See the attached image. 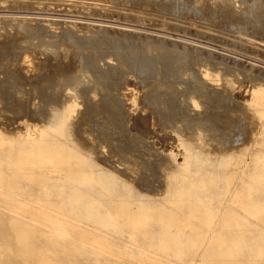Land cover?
I'll use <instances>...</instances> for the list:
<instances>
[{
	"label": "bare ground",
	"instance_id": "obj_1",
	"mask_svg": "<svg viewBox=\"0 0 264 264\" xmlns=\"http://www.w3.org/2000/svg\"><path fill=\"white\" fill-rule=\"evenodd\" d=\"M20 1H24V0H19V2ZM28 1L25 3L27 4ZM40 1L42 2V0ZM49 1L50 3L54 4V6L56 5L55 2H52L51 0ZM81 1L84 2V0ZM96 1L94 2L96 3ZM145 1L147 0H144V2ZM168 1L169 0H167L166 2L168 3ZM182 1L186 2L187 0L186 1L178 0V2H182ZM195 1L196 0H194V4L192 3V0L191 3H189L190 2L189 0L187 2L188 4L182 2L181 5H179L180 3H178L177 0L172 2L177 3L176 5L174 4L176 11L177 9L183 10V6L185 7L184 10L186 9V7L187 8L190 7V10L191 9L193 10L191 12L193 14V12L195 10L196 11L199 10L200 6L202 5V3L200 6L195 5V3H197ZM220 1H221L220 5L222 6L224 2L222 3V0ZM242 1L243 0H241V2ZM16 2H14L13 4L16 5L15 4ZM151 2H153V0ZM230 2L228 4H231ZM241 2H238V4ZM56 3L59 2L56 1ZM208 3L213 7L215 6L211 4V2ZM244 3L245 0L243 4ZM30 4L27 5L30 6ZM160 4L164 9L166 8L165 10L167 9L171 10V8L168 7L166 4H165L166 7L162 5L164 4V2ZM170 4L171 2L168 5L171 6ZM204 4H206L205 0L203 5ZM149 5L151 4L149 3ZM158 5H154V7L155 6L157 7ZM224 5L226 6L225 3ZM263 5H260L259 2L256 3L255 1L249 8L248 6H246L247 8L246 14L248 12L247 15L248 18L250 17V15L252 16L251 18L253 20V23L251 24H255V26L258 25L259 28H261V26L264 25V11H263L264 7L262 9ZM178 6L180 7L178 8ZM232 6L234 5L232 4L231 8ZM175 8H173L172 10L174 11ZM29 9L30 7L28 8V10ZM42 9L40 7L39 10ZM92 9H96V8H92ZM143 9H145V7ZM210 9L213 8H209L208 11ZM28 10L24 9L23 13H25L24 11L27 12ZM110 10L112 11L113 9L111 8ZM200 10L203 11L205 10V8L203 10L202 9ZM238 10L241 11V14L244 13V11L242 12L241 9L238 8ZM29 11L31 12V10ZM52 11H54V8ZM176 11L173 14L176 15L178 13V15L176 16H179L180 13L178 11L176 13ZM201 11H199V17H201L200 16ZM223 11L225 10L223 9ZM226 11L224 13H226ZM36 12H35V16H36ZM44 12L46 11L43 10V13ZM144 12L145 13L143 14L146 15V10H144ZM233 12L234 11H232L231 14L232 16H234ZM10 13L12 14L13 12L11 11ZM54 13L55 12H53V14ZM60 13L62 14V12ZM185 13H187V11H185ZM7 14L10 15L9 13ZM45 14L44 16H46ZM246 14L244 13L245 15L244 19L247 17ZM56 15L58 16V14ZM97 15L99 16V14ZM153 15H151L152 19L149 18L150 20H153ZM213 15H214V11H213ZM15 16L13 17L7 16L8 17L7 19L8 20L11 18L13 19L15 18ZM155 16L158 19L157 16L159 15H155ZM161 16L163 17V15H160L159 18H161ZM211 16L212 14L210 15V17ZM236 16L237 14L235 13V18ZM89 17L90 16H88L87 18ZM210 17H209V22H210ZM238 17L239 15L237 16V18ZM16 18L14 20H16ZM19 18L20 16L17 19L19 20ZM41 18L43 17L41 16ZM95 18H99V17H95ZM126 18L128 19L127 16ZM126 18L125 21H127ZM212 18H214V16ZM44 19L42 21H46L49 24L55 23V20H49V19L44 20ZM60 19H63V16L62 18L61 16H59L58 20ZM70 19H72V17H70ZM83 19H85V17ZM157 19H156V23L154 22L155 24H157L158 21ZM206 19L204 18V20ZM28 20L29 18L26 21ZM63 20L60 21V23L61 22L63 23ZM227 20L228 19L225 20L226 22L225 24H227ZM88 21H90L87 23L89 26H92L93 23L95 22L92 19H88ZM125 21L123 22L125 23ZM160 21L161 20H159L158 22ZM220 21L223 20L220 19ZM244 21L245 20H243V22ZM128 23H130V21ZM125 24L123 25L125 26ZM134 24L136 25V22ZM137 24H139V22ZM161 24L159 25V27H161ZM210 24L211 22L209 23V26ZM238 24L239 23H237L236 26H238ZM165 25L167 24L165 23ZM207 25L208 23H206V26ZM230 25H229L230 27L233 26L232 24ZM127 26H129V24ZM224 26H228V25H224ZM224 26L222 27L223 29L226 28V27L224 28ZM251 26L253 25L249 24V29ZM101 27L104 28V25ZM129 27L132 26L130 25ZM165 27L166 26L162 28ZM179 27L177 28L176 31H180ZM204 27L205 26H203V29H201V31L205 33L206 31H204ZM243 27L246 26L244 25ZM262 28L261 30L263 32L264 27ZM127 29L125 30L127 31ZM132 30L130 31L132 32ZM227 30H229V28ZM164 31L165 29L162 30V33H164ZM181 31L183 32V28L181 29ZM253 31L255 32L254 29ZM196 33H198V31H196ZM202 33L199 35L202 36ZM227 33L225 32V34ZM236 33L234 32V34H229V33L228 34L230 35V37L231 36L233 37V35H235ZM178 34L179 33H177V35ZM205 34L208 35L207 32ZM211 34L213 35V33ZM254 35H256V33ZM257 35L255 39L258 37ZM218 36L219 35H217V38ZM222 37L226 39L225 35L224 36L222 35ZM214 38L216 39V35H214ZM244 39L246 40L248 38H243L241 42H243ZM232 41L234 42V40H231V43H233ZM204 42L205 40L203 41V43ZM182 43L184 46L185 42ZM208 43L210 44V42ZM259 43H261V41ZM209 44L207 47H209ZM237 44L239 46L241 43H237ZM212 45L214 44L212 43ZM258 45L262 47L261 44ZM230 46L235 47L234 43L233 45ZM197 47L198 45H196L194 48H196L197 50ZM262 52L264 54V49ZM14 56L15 58L17 57L15 54ZM7 58H9V53L7 51H4L3 49H0V106L2 107V109L0 110V124L1 123L4 124L5 122L8 123V121L11 122L16 116H19L20 114L26 115L27 118L25 119H28V121L33 123L26 124L23 130H20V128H18L20 131H17L18 129L16 128V126L19 125L16 126L13 125L17 129L16 130L17 132L16 131L13 132L12 130H9V132L10 131L13 132L11 134L10 133L5 134L6 133L5 131L4 133L2 132V130L0 131V264H264V88L263 87H261L260 85L257 86L254 85L252 87L251 93L249 95L250 97H248L247 100H244L245 101L244 104L242 103L243 105H245L246 111L245 113L244 112L242 113L240 112L241 114L239 113L240 115L243 116L240 117L238 116V119L239 118L241 119L242 117L243 119H247L246 121H248L249 124L253 125V126H249V125L248 126L250 128L253 127L255 129V132L252 131V135L249 139L250 144L247 145L248 142L247 143L245 142L246 146H244L243 148L236 150L234 147L235 150L234 149L229 150L228 147L227 148L225 147L228 145L226 143L224 147L222 146L223 148L206 147L208 145H212V143H210L211 142L210 140L209 142L207 141L209 137L213 139L212 134L211 136H206L207 139L205 138V136L202 135L203 134L202 131H200V133H196V135L194 134L195 132H194L193 124L198 123L199 125L196 124V126L197 125L200 126V124H203L204 122L208 123L209 121L208 123L209 125L208 128H209L211 120L215 123L216 121H220L219 117L222 116L221 106H217L218 108L215 109L212 107L210 108V106L207 107L206 104L208 103L206 102L199 103L198 100H196V98H193L194 96L192 97L191 94H193L192 91L194 90L190 91L189 86L187 87V84L185 87H187L188 90L190 91V95L189 93L186 95H189L191 97L187 99L188 100L187 101L186 100L187 96H186L184 99L186 103H184V105H181V103L180 104L177 103L178 101L175 102L177 98L173 94L175 93V90L177 88H173L172 90H169L162 82H160L161 80L156 82L153 85L156 87V89L154 87H151L148 88L149 90H147L145 94L143 93L144 98L146 97L148 102L150 101L149 102L150 106L153 107V108H149L150 110L152 109V111H150V113L152 114V118L154 115V118L156 119L157 117L159 118L158 121H160V123L168 122L169 124H171L173 120L174 122H176L177 118L179 119L180 117H182L184 122L186 123H184L185 128L183 129L184 126H182L181 129L183 130L188 129L189 134L184 132L185 135L179 134L176 136L177 140L182 146L180 147L182 148L181 151L182 159L177 160L175 155H173L171 152L169 153L165 151L166 153H168L167 155L165 152L163 153L160 152V150H158L157 147L154 146L156 149L152 147L151 142L153 141H148L151 144L148 143L149 145L147 144L146 146L144 143L146 142L147 137L144 136L146 139L144 140L145 141L144 142L143 139L141 140L138 137V135L140 136L139 133L136 134L137 132L136 133L132 132L133 133L132 134L131 131L128 129L131 135L134 136L135 134L136 137H138L141 141H143L144 146H146L148 149H150V151H152L151 153L149 151L150 153L149 156L151 158L143 161L142 158L145 159V156L146 155L148 156V154H146L142 158L141 156L138 157L139 155L137 154H140L138 153L139 151L135 152L138 149L135 151L133 150L135 149L134 148L135 143L124 144L125 141H123V143L120 142L119 140L122 141L124 135H122L121 139L119 137L114 138L113 134L115 131L113 133L111 132L113 131V129L111 128L112 123L106 120V122L111 123V125L108 124L109 125L108 126L107 124L104 123L105 121H102L103 123L101 124L103 114L100 116L102 117L101 120L100 118L97 117L100 120V121L98 120L100 122V125L90 123L92 122V120H94V122H96L95 119L97 120L96 117L92 116L94 113L93 114L91 113V116H88L89 115L88 113L92 112L93 109H95L96 107L94 94L96 93L98 94L99 91H100L99 93H101V90L99 89H103L105 91L104 93L102 92L103 96L102 95L100 96V94H98L97 96L102 98L105 97L104 95L106 94H108V96H111L108 98V100H110L111 103L109 102L110 104L107 105L110 106L113 105L116 108V109L114 108L115 110L112 108V111L114 110L113 111L114 114L116 110H117L116 112H118L120 111V109L122 111V108L124 110L126 106L129 107L128 104H125L127 100L132 101L133 104H135L137 100L136 93L135 92L129 93V91H124V93L118 92V89L120 87L116 89L118 85L114 80L115 76L116 77L121 76L122 78H124L123 76H125V74L123 73H126L127 70L131 72H136L137 74V71L139 69L136 68L133 64H128L127 67H125L127 69L124 72H123L124 69H121L122 67L109 66L108 68V66H106L104 68L103 66L100 65L98 66V72L100 73H98L95 69V72H97L98 75L97 78L95 77L97 80L92 83L93 76L91 75L90 78H88L89 77L88 74V76L86 77L87 71H85L86 68L85 65H87L86 69H91L94 67L93 64H91L90 62L86 61L83 63L84 68L82 67L81 75H83L84 71L86 72L85 75L83 76L78 74V75H73L72 77L70 76V78H68L69 76L66 77L67 74L65 72L66 75L63 74V76L56 75L52 77L49 76V73L48 76L45 73L42 76L46 75V78H39L41 75V69L35 66L33 61H30L26 57H23L20 58L22 60V61L20 60L21 65L20 62L17 60L19 62L18 65L22 66L23 67L22 69L25 68V71L36 70V72L33 73L34 75L33 80L37 79L38 81H36L35 85H32L34 89L31 90V86L28 87L22 82L21 79L23 78H20L21 76L17 74L18 70L17 71L15 70L17 72L16 73L14 71L13 65H11V68L9 67L7 63L9 61L6 62V60H8ZM90 65L93 67H91ZM47 66L48 65H46L45 68H47ZM88 66H90L91 68ZM45 68L42 70H46ZM53 71L55 73V69ZM101 72L106 73V74L103 73V77L105 78L101 76ZM54 73H52V75ZM147 73L145 75H147ZM202 73L203 75H205V77L209 79H212L214 81L217 80V76L212 75L205 70H203ZM19 74H23V73L21 72ZM99 75L101 76L102 79H104L106 85L105 83L103 84L105 86L101 84L102 79L100 80ZM143 75L144 72L142 71V76ZM32 76L30 78H32ZM84 78L85 80L87 79L86 84L84 83ZM27 79L29 80V78ZM119 80H117V82ZM164 80H166V78ZM98 81L100 82V84ZM144 81H147V79H144ZM90 82L92 88L88 87L90 86ZM122 82H124V80H122ZM145 83L146 82H144V84ZM83 84L87 85V87H83ZM123 84L124 83H122L121 85L120 83L119 85L123 86ZM127 84L128 83H126V85ZM176 85H178V82L177 84H175L174 87H176ZM145 86H148L147 83ZM198 88H201L203 91L204 87L199 86ZM178 90L176 91V93H178ZM212 91L215 93V90ZM64 94H66L67 96L66 95L65 96L69 98L68 99L64 98V100H62L61 98L64 96ZM209 94H211V92H209ZM140 97L142 98V95ZM174 97L176 98V100ZM78 98H81L82 100H78ZM137 98H139V96ZM213 98L209 97V99H207V102L210 103L214 102V104L216 105L217 102L215 103V100ZM108 100L107 99L105 100L106 103L108 102ZM227 100L226 102L229 103L228 101L232 99L230 97V100L228 101ZM101 101L102 102L100 104L104 102V98ZM143 101L146 102L145 99ZM77 104H83L84 106L82 105V107H86V109L84 108L85 110L83 111L85 114L88 112L87 113L88 118L86 119L91 120V121L89 120L87 121H89V123L92 125L89 126L88 129H90L91 127L92 128L90 131L89 130L88 131L91 133L92 131L93 133L96 131L95 134L92 133V135H96L95 138L97 139L100 138L99 143H101V145L98 147V149L91 147L92 144H90L91 148H87L85 149V151H83L84 145L86 143L85 141L86 139H84L83 137L85 135L87 136V134L89 133L85 134L86 128L83 129L78 127L80 124H82L85 117L80 112L79 115H77L78 112ZM226 105L223 109H226ZM230 105L231 103L229 104V106ZM243 105L242 108L244 110L245 108L243 107ZM127 109L130 110L129 108ZM109 111L110 110L105 111V113L107 112L106 115L108 114ZM112 111L109 112V115ZM224 111H229V109ZM95 113H97L96 110ZM230 113H232V108ZM98 114H100V111ZM116 115L117 113L115 114V116ZM123 115H125V112ZM226 117L229 116L227 115ZM76 118L78 121L75 123ZM109 118L107 119L109 120ZM113 118L115 117L112 116V119ZM121 118L123 120L122 122L120 120L121 123L119 126H118L119 123H117V121L115 122L117 123L118 128L116 127L114 128L115 130L117 129L122 133L125 130L124 124L126 123H124L125 116L124 118L123 117ZM174 118L176 119V121ZM112 119L110 121H112ZM127 119L128 117L126 118L125 122L129 120ZM169 120L172 122H170ZM13 121L15 122V120ZM152 121L153 120L151 119V122ZM240 121L242 122V120ZM78 122L81 123L78 125L77 124ZM115 123H113V125ZM168 123L166 124L169 125ZM242 123L244 124V122ZM238 124H239V120H238ZM7 125L6 127H8ZM165 125L163 126L166 127ZM171 125L169 126L171 127ZM233 125H237V124H233ZM13 126L12 129L15 130ZM6 127L5 129H7ZM201 127L198 129L199 130L202 129ZM211 127L209 129H211ZM0 129L2 128L0 127ZM174 129L175 127H173V131ZM191 129L194 133L191 132L190 134ZM239 130L245 131V127L244 129L239 128ZM129 131L128 132L124 131V132L128 134ZM240 133L241 136H244L242 135L243 132ZM175 134L178 133L176 132ZM208 134L210 133H207V135ZM236 134L235 136H237ZM247 135L248 137L250 136L249 134ZM91 136L89 138H91ZM127 136H129V134ZM224 137H222L221 139H223ZM118 138L119 140H117ZM115 139L119 142H115ZM127 140L129 139L127 138ZM94 142L96 143L95 139ZM219 142L220 143H217L218 145L221 144V141ZM241 142L242 141L236 143H241ZM138 143L141 144L140 146H143L142 142L141 143L138 142ZM87 144L88 143H86V145ZM233 146H235L234 143ZM144 153L145 152H143V154ZM129 165L135 167L139 166L140 170L138 169L139 171L136 172L135 175L134 174L130 175V172H128ZM120 175L122 177L124 176V178H122ZM149 176H152L151 177L152 180L155 177L156 182H157V178L158 180L159 178L160 180H163L164 178V180L162 181L164 183V188L159 189V188H155L157 186L153 187L152 185L153 182L151 183ZM140 183L147 184L149 190L152 192H142L139 189H138L139 191H137L135 185L139 184L140 186H142L143 184ZM85 219L88 220V223H84ZM88 225H90V227Z\"/></svg>",
	"mask_w": 264,
	"mask_h": 264
},
{
	"label": "rangeland",
	"instance_id": "obj_2",
	"mask_svg": "<svg viewBox=\"0 0 264 264\" xmlns=\"http://www.w3.org/2000/svg\"><path fill=\"white\" fill-rule=\"evenodd\" d=\"M27 1L24 0V1L19 2V0H8V2H7V0H0V9H2V10H0V16H2V17H0V49H3L4 51H7L9 53V58H7L8 60H6V62L9 61L7 63H8L10 68H11V65H13L14 71L18 70L17 71L18 73L16 71L15 72L19 76H21L20 78H23L21 80L26 86H28V87L31 86V90L34 89L32 85H35L36 81H38L37 79L33 80L34 79L33 73H35L36 70H26L25 71V68L22 69L23 67L20 66L22 60L20 58H23V57H26L30 61H33L34 65L41 69V75L39 78H46V75L48 76V73H49V76H51V77L56 76V75L57 76H60V75L63 76V74L64 75L67 74L66 77L69 76L68 78H70V76L72 77L73 75H78V74L81 75L82 74L81 73L82 67L84 66L83 63L86 61L90 62L91 64H93L94 67L90 65L93 68L88 66L91 69H86L87 65H85L86 66L85 71H87V73L84 71L83 75H85V73H86L87 74L86 77H87L89 74L88 78H90V76L92 75L93 76L92 77V80H93L92 83L97 80L96 78L98 77V75H97L98 66H100V65L103 66L104 68L106 66H108V68H109V66L122 67L121 69H124L123 70V72H124V71H126L127 68H125V67H127L128 64H133L136 68H138L140 70V71L139 70L137 71V74H136V72H131V71L127 70L128 73H127V71H126V73H123V74H125V76H123L124 78H122L121 76L120 77L115 76L114 80L118 85V87H116V89L120 87L118 89V92L124 93V91H129V93H132V92L136 93V99L137 100H136L135 104H133L132 101L127 100L125 102V104H128L129 107L126 106L124 108V110L122 108V111L120 109L121 112L120 111L116 112L117 111L116 110L115 114L117 113V115H119V116L116 115L117 116V118H116V116L113 112L116 108L113 105H111L112 107L110 105H107V104L111 103L110 100H108V98L111 96H108V94H106L108 97L106 95H104L105 96V97H103L104 102L102 104H100L102 102L101 100H103V98L99 97L97 95L100 94V96H101L105 90L98 88L99 90H101V93H99L100 91L98 90L99 91L98 94L97 93L94 94V100L96 102L95 109H93L92 112H89V113L87 112L89 114L88 115L87 113L85 114L83 111L86 109V107H82L83 104H77V109H78L77 115H79V112H80L86 119V118H88V116H91V113L92 114L94 113L92 116H94L96 118L98 117V118H100V120L103 117L101 120V124L103 123L102 121H105L104 123L107 125L108 124L111 125V123H112V125H111L112 127L111 126L110 127L113 129V131H111L112 130L111 128H110L111 129L110 131L112 133L115 131L114 132L115 135L113 134L114 138L119 137L121 139L122 135H124L122 138V141L119 140V138L117 140H119L122 143H123V141H125L124 144H129V143L134 144L135 143L134 144L135 149H133V150L135 151L138 149L137 151H135V152L139 151L138 153H140V154H137V155H139L138 157L141 156V158H142L146 154H148V156H149V154L152 151H150V149H148L146 146L148 143H150L148 141H153V142H151L152 144L150 143L152 145V147H154V146L157 147L158 150H160V152H162V153L165 151L169 152V153L171 152L173 155H175L177 160H181L182 159V153H181L182 148H180V147H182V146L180 145L176 136L179 134L185 135V133H188V131H189L188 129L183 130L185 128L184 123H186V122H184L183 118L180 117L179 119L177 118L178 122L176 121L175 118L174 119L176 122H174V120H173V122L169 120L170 122H172L174 124L173 125L171 123L173 126L171 124H169L168 122H166L169 125H171V127L169 125H167L166 123H160V121H158V119H159L158 117L156 119V118H154V115H153V118H152V114L150 113V111H152V109L150 110L149 108H153V107L150 106V104H149L150 101L148 102L147 98L146 97L144 98L145 92H147V90H149L148 88L154 87L156 89V87L153 85L156 82L161 80L160 82H162L166 86V88H168L169 90H172L173 88H177L175 90V93H173V94L177 98V100H176V98L174 97L176 100L175 102L178 101L177 103H179V104L181 103V105H184V103H186V101L184 100L185 97L187 96L186 100L189 99L191 97V96H189L190 91L194 90V91H192L194 95L193 94H191V95H192V97L194 96L193 98H196V100H198L199 103L206 102V103H208V104L205 103L207 105V107L210 106V108L212 107L215 109L218 108L217 106H221L222 116L219 117L220 121H216V123H215L211 120V122H210V127L212 126L211 129H209L210 127L208 128V126H209L208 125L209 121H208V123L204 122L203 123L204 125L200 124V126H198L199 124L196 123V124H198L197 125L198 128H200L202 126L201 127L202 129H200V130L197 128L196 124H193L195 133L192 131L193 128L190 130V134L192 132L195 135H196V133H200V131H202L203 134L202 133L201 134L203 136H205L206 139H207L206 136H211V134H212L213 139H211V137H209L210 139L208 138L207 141L209 142V140H210L211 141L210 143H212L213 146L208 145L206 147L223 148L226 144H228L229 146L228 145L225 146L226 148L228 147L230 150V149H234V147H235V149L237 150V149H241L244 146H246L245 142L246 143L248 142L247 145L250 144L249 139L252 135V131L255 132V129L253 127H251V128L249 127V126H253V125L249 124L248 121H246L247 119H243V117L241 119L240 118L238 119V116L239 117L243 116L240 114L242 112L245 113V111H246L245 105H243V104L245 103L244 100H247L248 97H250L249 95L251 93L252 87L254 85L255 86L260 85L261 87L264 88V56H263L264 54L262 52L264 49V48H262V47H264V41H263L264 31L262 32V30H263L262 27H264V25L261 26V28H262V30H261V28H259L258 25H256L257 26L256 27L255 24H251V23H253V20L251 18L252 16L250 15V17L248 18V16H247L248 12L246 14V11H247L246 6H248V8H249L255 1H256V3L259 2L260 5H263L264 0H251V1L245 0L244 4H243L244 0L242 2H241V0H238V1L237 0H233V1L231 0V2H230V0L229 1L228 0H224V1L222 0V3L224 2L226 4V6H225L223 3L224 7H226V8H224L223 5L222 6L220 5L221 4L220 0H218V1L217 0H215V1L214 0H211V1L205 0L206 4H204V5H203L204 0H203V2H202V0H201V2H200V0H198L199 3L196 0L195 2H197L198 4L195 3V5L200 6L202 3L199 10H197V11L195 10L192 14L191 12L193 10L192 9L190 10V7H188L189 9L186 7V9L184 10L185 7L182 4L184 11L182 9H180V10L177 9V11L180 13L179 16H176V15H178L176 8H175V5L177 3L176 2L173 3L176 0H172L173 2L169 0L168 3L166 2L167 0H156V1L153 0V2H151L152 0L151 1L147 0L145 2H144V0H141V1H139V0H98V1L94 0V1H96V3L93 0H84V2L81 0H72V1L71 0H56L59 3H56L55 0H51L52 2H55V4H56L55 6H54V4L50 3L49 0H47L49 2H47L46 0H42V2L40 0H33V1H35V2H33L31 0L32 2L28 1V3H27V4L31 3L32 5L30 4V6H28L25 3ZM79 1H81L83 3L79 2ZM101 1H104L105 3L101 2ZM188 1L189 0H187L186 2H184V1H182V2L187 3ZM14 2H16L15 3L16 5L13 4ZM146 2L147 3L149 2L151 5H149V3L147 4ZM163 2H164V4H162V5L165 7L167 5L168 7L171 8V10L170 9L165 10L166 8L164 9L160 4ZM170 2H171V4H170L171 6L168 5ZM177 2H178V0H177ZM182 2H178V3H180L179 5H181ZM208 2H211V4L215 5L214 7H216V8H214ZM229 2L231 4H228ZM238 2H241V3L238 4ZM250 2L251 3L253 2V3L251 4ZM144 3H146V4H144ZM189 3H191V0ZM192 3L194 4V0H192ZM248 3H249V5H248ZM152 4H154V5L159 4L161 7L159 5H158L159 8H158V6L154 7V5H152ZM232 4L234 6H232V8H231ZM85 5L89 6L90 8L86 7ZM102 5H104V6H102ZM109 5H110V8H109ZM219 5H220V7H219ZM24 6H26L27 8ZM141 6L142 7L144 6L145 9H143L144 7L142 8ZM182 6H181V8H182ZM29 7H30L29 10H31V12L28 10ZM40 7H41V9L42 8H44V9L39 10ZM179 7L180 6H178V8ZM227 7H229V8H227ZM237 7L239 9H241L242 12L244 11V13L247 16L245 19H244V16H245L244 13L241 14V11L238 10ZM263 7H264V5L262 6V9H263ZM12 8H15V9H12ZM17 8H19V9H17ZM53 8H54V11H52ZM92 8H96V9H92ZM111 8L113 9L112 11L110 10ZM173 8H175L174 11L172 10ZM204 8H205V10H203ZM209 8H213V9L209 10L210 13L212 14L211 17H210L211 14L208 11ZM222 8L225 11L227 10L226 13H224L225 11H223ZM235 8H237V9H235ZM24 9L25 10L27 9L28 11L27 12L24 11L25 13H23ZM200 9H202L204 12L201 11ZM214 9H216V10H214ZM230 9H232V10H230ZM19 10H20V12H19ZM43 10L46 12L43 13ZM136 10H138V11H136ZM144 10H146V15L143 14V13H145ZM11 11L14 13V14L12 13L13 15L10 13ZM57 11H59V12H57ZM94 11L96 14L94 13ZM175 11L177 13L176 15L173 14ZM185 11H187V13H185ZM199 11H201L200 12L201 17H199ZM206 11H207V13H206ZM213 11H214V15H213ZM216 11H217V14H216ZM232 11H234L233 12L234 16L231 15ZM263 11H264V9H263ZM35 12H36V16H35ZM50 12H52V13H50ZM53 12H55V13L53 14ZM60 12H62L63 15ZM64 12H65V14H64ZM237 12H239V13H237ZM7 13H9L10 15H8ZM42 13H43V15H42ZM195 13H197L198 15ZM222 13H223V15H222ZM235 13L237 14V16L239 15V17H240V18L238 17L239 19L237 18V16L235 18ZM44 14L46 16H44ZM56 14H58V16ZM97 14H99V16ZM15 15L16 16L18 15L17 18L20 16L19 20L16 18ZM148 15H149V17H148ZM151 15H153V20H155V21L150 20V19H152ZM155 15H159V16H157L158 19L156 18ZM160 15H163L164 19L162 16H161V18H159ZM219 15H220V17H219ZM7 16H9V17L15 16L16 20H14L15 18H13V19L11 18L8 20ZM31 16H34V17H31ZM41 16L43 18H41ZM59 16H61V18L63 16L64 20L63 19L58 20ZM88 16H90V17L87 18ZM126 16L128 17V19L126 18ZM197 16L199 19L197 18ZM213 16L216 20L214 18H212ZM21 17H22V19H21ZM27 17L29 18L28 21H26L28 19ZM48 17H50V18H48ZM70 17H72V19H70ZM84 17H85V19H83ZM95 17H99L101 19L95 18ZM124 17L126 18L127 21H125ZM209 17H210V22H211L210 26H209V23H210ZM30 18H31V20H30ZM32 18H34V19H32ZM47 18L49 20H55V23L49 24L46 21H42L43 19L48 20ZM51 18H53V19H51ZM200 18H202V19H200ZM204 18L205 19L207 18V19L204 20ZM219 18L222 19L223 21H220ZM88 19H92L95 21V22L93 21L94 23L92 26H89L87 24L88 22H90V21H88ZM105 19H107V20H105ZM156 19L158 21L159 20H161V21L160 22L157 21V24H155ZM165 19L167 20V22ZM211 19H212V21H211ZM226 19H228L227 24H225ZM62 20H63L64 24L62 22L60 23V21H62ZM201 20L203 23L201 22ZM207 20H208V22H207ZM243 20H245V21L243 22ZM246 20H247V22H246ZM57 21H58V23H57ZM123 21H125L126 24ZM129 21H130V23H128ZM217 21H218V23H217ZM250 21H252V22H250ZM108 22H109V24H108ZM135 22H136V25L134 24ZM138 22L141 25L137 24ZM178 22H179V24H178ZM222 22H223V24H222ZM228 22L234 26V27L232 26L233 29H232V27H230L231 25ZM159 23L160 24L162 23L161 27H159V25H160ZM165 23L167 25H165ZM206 23H208L207 26H206ZM237 23H239L238 26H236ZM240 23H242L243 25ZM247 23H248V25H247ZM94 24H96V25H94ZM99 24H101V25H99ZM123 24H125V26ZM128 24H129V26L131 25L132 27L127 26ZM249 24L253 25L250 27V29H249ZM103 25H104V28L101 27ZM137 25H138V27H137ZM224 25H228V26H224ZM239 25L242 27H240ZM244 25L246 27H243ZM164 26H166V27L162 28ZM179 26H181V27H179ZM203 26H205L204 31H206L208 33V35L205 34L206 32L204 33L203 31H201V29H203ZM223 26H224V28L226 27L225 28L226 30L222 28ZM178 27H179L180 31H176ZM208 27H210V28H208ZM211 27L215 30H213ZM255 27H256V29H255ZM127 28L128 29L130 28L129 31ZM153 28H154V30H153ZM182 28H183V32L181 31ZM228 28H229V30H227ZM236 28H237V30H236ZM251 28H253L255 30V32ZM125 29H127V31ZM156 29H157V32H156ZM164 29H165V31H164V33H162V30H164ZM199 29H200V31H199ZM130 30H132V32ZM232 30H234V31H232ZM235 30L237 31V33ZM259 30H260V32H259ZM196 31H198V33H196ZM224 31L226 33L228 31L229 34H234V32L236 34L233 35V37L231 36L232 37L231 38L230 35L227 33L229 35L228 36L227 34H225ZM229 31H231V32H229ZM169 32H171V33H169ZM200 32L201 33L203 32L202 36L199 35V34H201ZM220 32H221V34H220ZM238 32H239V34H238ZM177 33H179V34L177 35ZM211 33H213V35ZM255 33H256V35L258 33V35H257L258 37L256 39H255L256 35H254ZM260 33H261V35H260ZM159 35H161V36H159ZM170 35H172V36H170ZM214 35H216L217 40L214 38ZM217 35H219L218 38H217ZM222 35L223 36L225 35L226 39H224V37H222ZM250 36H251V38H250ZM227 38L228 39L231 38V39H229L230 41ZM243 38H248V39H246V40L244 39L243 42H241ZM159 39L160 40L162 39V40L160 41ZM204 40H205V42L203 43ZM231 40H234V42L233 41L232 42L234 43L235 47L230 46V45H233V43H231ZM196 41L198 42V44ZM201 41H202V43H201ZM260 41H261V43H259ZM182 42H185L184 46H183ZM208 42H210V44ZM236 42L241 43V44L238 46V44ZM212 43L214 45H212ZM208 44H209V47H207ZM258 44H261L262 47H260ZM194 45L195 46L198 45L197 50H196V48H194L195 47ZM246 45H248V46H246ZM255 45H257V46H255ZM192 46H194V47H192ZM206 47H207V49H210V50H207ZM244 47H246V48H244ZM211 48H213V49H211ZM261 48H262V51H261ZM14 54L17 56L16 58H15ZM17 60L20 62V65H18L19 62ZM92 61H93V63H92ZM39 63H40V65H39ZM41 63H42V66H41ZM94 64L95 65L98 64V65H96L97 68L95 67ZM46 65H48L47 68H45ZM58 66H59V68H58ZM60 67H61V69H60ZM19 68L21 69V71ZM44 68L46 70H42ZM52 69L53 70L55 69L56 74L54 73V71ZM57 69H58V71H57ZM95 69L97 72H95ZM61 70H62V72H61ZM93 70H94V72H93ZM203 70L207 71L208 73H210L212 75L217 76V80L214 81L212 79L205 77V75H203V73H202ZM24 71H25V73H24ZM42 71H44V72H42ZM69 71H70V73H69ZM142 71L144 72V75L148 72L147 75H145L146 77L144 75L142 76ZM21 72L23 74H19ZM58 72H59V74H58ZM65 72H66V74H65ZM45 73H46V75L42 76ZM52 73H54V74L52 75ZM91 73H93V74H91ZM95 73H96V75H95ZM98 73H100V72H98ZM103 73H105V72H101L102 77H103ZM135 74H136V76H135ZM83 75H81V76H83ZM31 76H32V78H30ZM101 76L99 75L100 80L102 79ZM27 78H29V80ZM103 78H105V77H103ZM142 78H143V80H142ZM165 78H166V80H164ZM144 79H147V81H144ZM30 80H31V82H30ZM117 80H119L120 82L119 81L117 82ZM122 80H124V82H122ZM141 80L143 81V83ZM163 80L165 81V83ZM29 82H30V84L31 83L32 84L30 85ZM125 82L128 84L126 85ZM144 82H146L148 86H145L146 83L144 84ZM177 82H178V85H176V87H174L175 84H177ZM181 82H182V85H181ZM82 83H81V85H82ZM84 83L85 84L87 83V79L85 80V78H84ZM103 83H105L104 79L101 80L102 85H104ZM120 83H121V85H122V83H124L125 85L123 84V86H125V87L120 86L119 85ZM183 83H185V84H183ZM99 84H100V82H99ZM186 84H187V87L189 86L190 91L188 90L187 87H185ZM88 85H89V82H88ZM105 85H106V83H105ZM143 85L145 86V89H144ZM127 86H128V88H127ZM199 86L204 87L203 91L201 88H198ZM83 87H87V85L83 84ZM88 87L92 88L91 82H90V86H88ZM125 88H127V89H125ZM182 88L184 89V91ZM185 89H186V91L188 90L189 92L187 91V93H186ZM177 90H178V93L180 92V90H181V92L178 94V93H176ZM212 90H215V93ZM209 92H211V94H209ZM188 93H189V95H186ZM88 94H90V93H88ZM212 94H213L214 98H213ZM219 94H220V96H219ZM65 95L66 94H64V96L61 98L62 100H64V98H67V99L69 98V97H66L67 95L66 96ZM141 95H142V98L140 97ZM207 95H208V98H207ZM216 95H217V97H216ZM88 96H90V95H88ZM138 96H139V98H137ZM98 97H99L100 101H99ZM209 97H212L215 100V103L216 102L217 103L219 102V103L218 104L216 103V105H215L214 102H212V103L207 102V99H209ZM223 97H225V98H223ZM230 97L232 100H230ZM105 98L108 100L107 103L105 101L106 100ZM96 99H98V100H96ZM142 99L143 100L145 99L146 102H144ZM220 99H221V101H220ZM227 99L230 100L231 102L228 101ZM78 100H82V99L78 98ZM226 100L229 103H227ZM98 101H99V103H98ZM182 101H183V103H182ZM224 101H225V104H224ZM220 102H221V104H220ZM105 103H106V105H105ZM226 103H227V105H226ZM230 103H231V105L229 106ZM97 104H99L100 106ZM225 105H226V109H223L225 107ZM242 105L245 108L244 110L242 108ZM91 106H93V105H91ZM230 107L232 108V113H230L231 112ZM103 108H105V109H103ZM106 108H107V110H106ZM112 108L113 109L115 108V109L112 111ZM127 108H129L130 110H128ZM202 108H204V107H202ZM1 109H2V107L0 106V110ZM97 109L98 110L100 109L99 110L100 114H98L99 111ZM101 109H103V110H101ZM228 109H229V111H224V110H228ZM241 109H242V111H241ZM81 110L83 113L81 112ZM90 110H92V109H90ZM95 110L97 113H95ZM108 110L112 111L111 113L113 115L111 113L109 115L110 111L106 115L107 112L105 113V111H108ZM124 112H125V115H123ZM126 112L128 115L126 114ZM225 113H226V115H225ZM81 114H80V116H81ZM120 114L123 116H121ZM129 114H130V116H129ZM101 115H102V117H100ZM111 115L115 118L112 119ZM126 115L129 119V120L127 119L128 120L127 122H125L126 118H127ZM227 115L229 117H226ZM106 116H108V117H106ZM109 116H110V118H109ZM124 116H125L124 123H126V124H124L125 130L124 129L123 130L125 132H128L130 130L131 133L132 132H134V133L137 132L136 134L139 133L140 136L143 137L142 138L138 135V137L141 140L143 139V141H144L147 139L146 140L147 143L144 141L145 142L144 144L146 146H144L143 141H141L138 137H136L135 134H134V136L131 135L130 131L128 133L129 136H127L128 134L125 133L124 131L121 133V131H118L117 129L115 130L114 127L118 128V126L120 125V123L123 120L121 117L124 118ZM223 117H226V118H223ZM25 118H27L26 115L20 114L19 116H16L13 119V120H15V122L12 120L11 122L8 121V123H10V124H8L6 122L4 124L1 123L0 127L2 129H0V131L2 130L3 133L5 131L6 132L5 134H9V133L11 134L14 131H16L18 128H20V130H23V128L26 124L33 123V122L28 121V119H25ZM77 118H78V116H77ZM77 118H76L75 123L78 121ZM98 118H97V120L95 119L96 122H94V120H92V122H90V123L100 125V122H99L100 120ZM107 118H109V120ZM230 118H232V119H230ZM85 119L83 120L84 123L83 122H82V124H80L81 122L77 123L78 125L80 124L78 126L79 128H83V129L86 128L85 134H87V133L90 134V135L87 134V136L85 135L83 137L84 139H86L85 140L86 143H88L87 145L85 143L83 151H85V149L91 148V147L98 149V147L101 145V143H99L100 138H98V139L95 138L96 135H92L93 131H92V133L89 132L92 128L91 127L90 129H88L89 126L91 125L89 123V121H91V120H89V119L85 120ZM111 119H112V121H110ZM151 119L154 122L153 121L151 122ZM225 119H227V120H225ZM235 119H236V121H235ZM87 120H89V121H87ZM106 120L111 122V123L106 122ZM120 120H121V122H120ZM238 120H239V124H238ZM240 120H242V122H244V124ZM243 120H245V121H243ZM116 121H117V123H119L118 126H117V123H115ZM157 121H158V123H160L162 125L158 124ZM230 121H232V122H230ZM223 122H224V124H223ZM113 123H115V124L113 125ZM127 123H128V126H127ZM5 124L6 125L8 124L7 125L8 127H6ZM138 124H140V125H138ZM206 124H207V126H206ZM233 124H237V125H233ZM13 125H15V126L19 125V126H16V128H17L16 129ZM97 125H95V126H97ZM163 125H165L166 127H164ZM218 125H220V126H218ZM245 125H247V126L249 125V126L247 127ZM12 126L15 128V130L12 129ZM20 126L21 127L23 126L22 129ZM182 126H184L183 129H181ZM5 127L7 129H5ZM169 127L171 130L169 129ZM173 127H175L174 131H173ZM244 127H245V131L239 130V128L244 129ZM248 128H250V129H248ZM204 129H205V131H204ZM9 130H12L13 132L12 131L9 132ZM20 130L18 129L17 131H20ZM126 130H128V131H126ZM95 132L93 134H95ZM116 132H117V134H116ZM176 132L178 134H175ZM206 132L210 133V134L207 135ZM240 132H243V133L245 132L244 134L242 133V135H244V136H241ZM123 133H125V134H123ZM220 134L221 135L225 134L224 135L225 137L221 136ZM235 134L237 136H235ZM247 134H249L250 136L248 137ZM174 135H175V137H174ZM217 135L218 136L220 135L221 137L219 136L220 137L219 138ZM238 135H239V137H238ZM90 136H91V138H89ZM130 136H131V139H130ZM144 136L147 138L145 139ZM186 136H187V134H186ZM222 137H224V138L221 139ZM127 138L129 140H127ZM136 138H138V139H136ZM226 138H227V140H226ZM236 138H237V140H236ZM94 139H95L96 143H98V144H96L94 142ZM149 139H151V140H149ZM218 139H219V141H221L222 145L217 144V143H220L218 141ZM238 139H240V140H238ZM117 140L115 139V142H119ZM239 141H242L241 142L242 144L236 143ZM243 141H244V143H243ZM138 142H140V143L142 142L143 146H140L141 144H139ZM228 142H230V143H228ZM136 143H138L139 145ZM223 143H224V145H223ZM233 143L235 146H233ZM90 144H92V146ZM143 147L146 149H144ZM132 148H133V146H132ZM140 150L141 151L143 150V151L141 152ZM149 151H150V153H149ZM143 152H145V153L143 154ZM166 154L168 155V153H166ZM148 156L146 155L145 159L142 158L143 161L151 158L150 156L149 157ZM128 167H129L128 172H130V175L131 174L135 175L136 172H138L140 170L139 166L135 167V166L129 165ZM151 177L152 176H149V179H150L151 183L153 182L152 183L153 187L157 186L155 188H159V189L164 188V183L162 182L164 180V178H163V180H160V178L158 180V178H157V182H158L157 183L155 177L153 178V180ZM122 178H124V176ZM140 184H143V183H140ZM143 185L140 186L139 184H136L135 185L136 190L137 191L141 190L142 192H152L149 190L147 184H143ZM141 187H142V189H141ZM146 187H147V189H146ZM143 189H145V190H143ZM154 190H156V189H154ZM84 223H88V220L85 219ZM88 226L90 227V225H88Z\"/></svg>",
	"mask_w": 264,
	"mask_h": 264
}]
</instances>
